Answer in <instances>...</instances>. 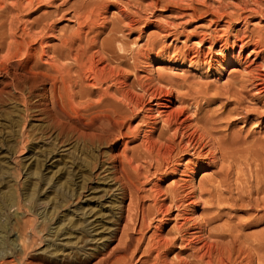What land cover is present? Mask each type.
Returning a JSON list of instances; mask_svg holds the SVG:
<instances>
[{"label": "rangeland", "instance_id": "1", "mask_svg": "<svg viewBox=\"0 0 264 264\" xmlns=\"http://www.w3.org/2000/svg\"><path fill=\"white\" fill-rule=\"evenodd\" d=\"M9 1L0 0L2 14L4 11L9 13V19H6L8 18L6 14L2 16L4 18L2 20L6 21V25L4 22V25L2 24V26H6L3 27L6 29H2L7 32L10 29L9 27H13L14 30L16 28V36L18 38L22 37L24 41L22 39L20 41L22 40L23 43L32 40L30 45L35 44L36 47L34 48L31 45L32 50L29 51L32 53L31 56L38 57L37 49H39L40 43L37 39H31L37 36L38 38L45 36L43 40L46 43L42 45L48 47L50 53H56L57 49L59 55L62 56L63 53L61 52L66 53V51L58 46L60 45L59 39L62 36H67L71 28L74 30L76 23H81L80 37L75 40L73 45L75 48L72 47L73 50L71 49V51H76V53L79 51L81 54L84 51L85 54L86 50L91 49L90 52L89 50L86 52L94 58L99 57L100 52H102V55L108 56L107 58L114 57L110 60L112 64H120L118 67L122 69L119 70V73H123L121 78L124 79L125 77L126 80H129L127 82L133 84H131L132 89L138 96L139 93L143 92V98L141 97L138 101L136 98L133 99L134 104L129 102L127 105L130 108L124 103V105L119 104L118 107H114L116 109H113L112 112H118L117 119L122 117L124 113L126 116L128 113H132V116L129 115L132 118L127 116L123 119L122 117L117 120L115 126L110 122L109 125L107 120H104L103 129H106V133L103 134L107 140L105 137L104 140L102 139V136H104L102 132L104 131L100 132L101 135L97 134L98 138L101 137L100 140L97 136H94L95 130L93 127H96V124L99 125V119H95L96 124L95 122L94 124L90 123L91 126L93 125L92 127L73 123L71 129L74 128V131H71L70 128L67 129L68 126L65 125V128L63 127L64 129L62 128L59 133L58 129L47 126L43 113L33 114L32 117H30L31 115L25 116L19 96H16L18 99L13 96L12 99L8 98L4 103H0V264H195V262L199 264L203 261L206 264L209 261L212 264H224L226 259V264H264V0H162L165 2L159 0H103L104 4L101 1L103 5L99 4V0V2L88 0L89 3L87 0V2L85 0H80V2L79 0H48V2L41 0L42 2L38 3L36 1L40 0H35V2L34 0H27V2L23 0L25 5L28 2L32 5V7H29L28 4L27 8L20 0H11L14 1L13 5L17 6L19 4V7H17L21 8L22 12L17 7H12V2ZM82 1L88 3V5ZM92 1L94 2L92 3ZM95 1H97V4H95ZM148 1L151 2V6ZM113 2L116 4H113ZM4 3H8L9 7ZM39 3L42 8H40ZM78 3L81 4L80 9L76 5ZM22 4L25 6L24 10ZM82 4L85 5H83L84 7L87 6L86 9ZM90 5L89 11L88 7ZM76 6L78 9L75 10ZM99 6L102 9L96 11ZM116 6L118 9H124V13L116 11ZM103 7L105 8L103 9ZM52 8H55V13ZM106 9L109 11H106ZM78 10L80 13H78ZM87 11L91 13L87 14ZM112 11H115V17L121 16L118 17V21L121 18L124 19V21L121 19L123 22L120 21L119 26L121 29L118 28L117 18L111 16L114 14H112ZM51 12L54 13V21L53 17L49 16H52ZM60 12H63L64 15ZM95 12L97 14L100 12L98 15L103 16H100L103 23L99 19L96 20L99 16ZM41 13H46V16L43 14V18L40 17V22L38 16ZM48 13L50 14L48 15ZM72 14H75L76 18L77 16L79 18L84 16L85 19L84 17L81 18H83L86 25L87 23L90 26L92 23L95 25L92 24V28L88 25V31L86 25L82 23L83 20L76 19L74 16L71 18ZM20 15L23 20L28 17V21H32V18L36 19L35 16H37V24H39L37 26L40 27L39 32H35L39 28L35 24L36 21L33 20L32 24L25 19L24 22H27V24H24ZM94 15L98 17L94 18ZM44 17H47L48 20ZM110 17L116 21H112ZM2 20L0 18V22ZM8 20L16 21L12 22V26H10L11 22ZM108 22L111 24L109 25ZM113 22H116L117 27ZM28 23L32 25L25 27L26 31L30 29L31 33L26 32L27 36L30 34L27 37L22 28ZM41 23H43V27ZM132 23L134 24L133 27L131 26ZM51 24L56 26L52 27ZM110 26L112 29H109V32L111 33L110 30H112L115 35L112 39V34L107 36L108 30L106 28H110ZM35 27L36 30H34ZM123 27L125 29L122 31ZM60 28H63L65 32ZM83 28L85 30H82ZM113 28L119 29L117 30L119 34L113 32L116 31ZM55 29L61 37L57 34H55L57 38L55 35L53 36ZM93 29H96V33ZM19 30H23V32ZM66 30H69V32L66 33ZM18 32L22 34H18ZM34 32L39 34L32 37L31 35ZM91 32L92 34H90ZM101 32L103 36L107 33L104 38L101 37ZM70 34H73L72 30ZM16 36L15 39L19 41ZM88 36L89 38L91 36L89 42ZM6 37L9 40L7 34ZM93 37L96 38L94 41L92 40ZM98 39L101 43V40H106L102 45ZM110 40L112 46L111 49H108L111 45ZM2 41L4 42L5 39L3 38ZM6 41L4 42L5 45L3 43V46L1 45L4 50L0 49V54H3L7 49L6 47H8ZM79 41L82 43L76 45ZM123 43H127L125 44L126 49H124ZM106 44L108 47H104ZM75 45L78 48L81 46L80 50ZM239 45L242 47V55L237 56ZM100 46L101 49H99ZM20 47V49H23L22 43ZM33 49L37 50V53ZM118 49L120 51L123 49V54ZM231 49L233 50L231 51ZM124 50L130 51L124 53ZM132 50L134 51L132 52ZM71 51L68 52L70 54L67 53V57L70 59L66 58V61L73 60L70 56L74 52L71 53ZM92 52L93 55H91ZM17 53L20 52L17 51ZM105 53H110L111 56ZM84 54L81 56H89ZM134 54L138 55L139 59ZM125 59L127 63L124 61ZM135 59H138L137 63L134 62ZM129 63H135L136 66H133L135 64H131V66ZM71 66L74 67V64L72 63ZM124 68L128 71L126 72ZM19 69L11 68L14 74H20L21 77L20 72L22 70ZM139 79H142V81H138ZM15 80H17L16 77ZM8 81L10 82L9 76L6 78L0 75V96L1 94L5 96L6 92L4 93V91L7 90L16 91L11 84V86L9 85ZM146 83H152L148 84L151 89L148 86L146 87ZM48 85L46 83L47 98L45 100L50 105ZM116 86L111 85V88L115 89L114 91L112 88L111 91L120 97L119 91H116ZM144 86L146 90H143ZM155 86L162 87V91L159 88L155 89ZM163 88L166 90L164 91ZM149 90H152V92ZM155 91H160V93L158 92L156 95ZM93 93V98L97 93L99 94L97 91ZM152 93L156 96H152ZM156 97H161V100L164 97H170L173 101L172 107H177L181 104L180 102L185 101L184 105L186 107L180 105L176 109L183 110L181 121L179 120L180 122L172 124V126L169 124V128H167L166 125L168 124L163 123L164 120L162 119L164 116L161 114L160 116L159 112L156 111ZM37 98L38 96L35 94L31 97L35 102L38 101V107H42L44 100ZM82 98L84 97H77L78 101H81ZM143 99H146V101ZM147 99L151 100L147 103ZM132 104L134 106L136 104L135 108ZM123 106L128 109L126 110ZM140 106L142 107L140 108ZM120 108L122 109L120 110ZM135 109L139 111L137 112ZM115 110L117 111L115 112ZM122 110H129V112H123ZM151 110L152 112H150ZM147 113H154V115L150 114V116ZM134 114L135 116H133ZM146 115L147 117H145ZM25 117L26 119H23ZM157 118L159 121H157ZM194 118H197V122H194L196 121ZM129 119H131V122ZM185 119L188 123L184 122ZM119 122H123V124H119ZM136 123H138L137 128L135 127ZM145 123L149 129L144 126ZM189 123L191 124L189 125ZM116 124H118L119 129ZM130 125L135 127L134 131L133 128L130 130ZM175 125L177 126L176 129L173 128ZM76 126L77 128H75ZM204 126L211 131L212 135H210V131L209 134L206 133L208 131ZM107 128L111 134H107ZM171 128L176 130L175 135ZM183 128H187V130ZM199 128H203V130H200L203 132L205 129V133L200 132ZM157 129H161V131L166 129L168 135L161 132L163 138L161 136L159 139L158 134L160 132ZM179 129L184 131L181 132ZM65 130H69L70 133ZM78 130L80 132L84 131L81 138L80 134L82 133L78 134ZM89 130H93V132L91 133ZM145 131H148V133ZM187 131H194L197 134L196 143L193 145L186 140L187 135L185 134L189 133ZM198 131L199 135L196 133ZM88 132H90L89 137L86 136ZM121 132H123V135ZM134 132H137L136 135ZM22 133L26 135L22 136ZM149 133L153 135L154 139L160 141L158 143L163 144L162 148L167 144V147L165 146L163 150L160 148L157 150L158 152L155 151L157 148H153V150L155 149L153 153L155 152L156 156L151 154L152 150L149 152L148 149L144 148L145 135ZM91 134L93 137H90ZM113 135L114 138H112ZM77 137L80 139L78 140ZM86 138L88 140L91 138L95 142L90 140L89 143ZM215 138L216 143H218L216 146V140H213ZM108 139L110 140L108 141ZM175 139H177V143H175ZM205 141L209 142L206 143ZM142 142L144 145H142ZM178 142H181V144ZM186 142L191 146L188 145L190 149ZM183 143L185 144L183 145ZM136 145H139V149ZM209 145H212V147ZM177 146H179V149ZM165 148L170 151H166ZM136 149L139 152L136 151L135 154ZM140 150L143 153L145 152L144 154L150 153L153 156H151L152 160L148 157L150 155L145 156ZM196 150H199V152ZM162 152L168 156H166L168 159L165 155L163 156ZM142 155H144V158ZM158 155L160 156L158 157ZM135 158L140 161H136ZM185 159L189 163L186 162V164ZM132 160L133 163H131ZM137 162L140 163L138 167L137 165H135L136 167L131 165ZM259 188L261 189L259 190ZM163 201L166 205L168 204L165 209ZM19 203L20 205H18ZM159 204L160 206H158ZM242 237L244 238L242 239ZM209 239L212 241L211 243L216 240L219 244L217 245L215 242L214 246L216 248H214L211 256H207V259L202 254L201 244L204 240L210 243ZM231 240L232 242H230ZM254 242L257 243L254 244ZM225 243L226 245H224ZM259 243L262 245H257ZM220 244L223 245L222 250L224 249V253L219 247ZM250 244L251 246L248 247ZM198 245H201V247L199 248ZM227 245L230 249L224 247ZM246 247L249 248L247 250L250 254L247 252ZM255 248L257 249L255 250ZM195 249L200 253L197 252L196 254ZM234 249L235 252H233ZM218 250H221V256ZM256 251L258 254H256ZM236 252L239 256L236 255ZM193 253L197 256L202 254L201 256H204V259H200L201 256L200 258L193 257L195 255ZM216 253L217 256H215ZM242 253L245 254L241 257ZM251 253L254 254L250 257ZM218 255L221 258H218ZM226 255L231 256V259L229 257L225 258ZM236 256L240 257V262ZM210 257L214 259L211 260ZM245 257L248 259H245ZM216 259L217 263H215ZM230 260L232 263L228 262ZM204 262L202 264H205Z\"/></svg>", "mask_w": 264, "mask_h": 264}, {"label": "bare ground", "instance_id": "2", "mask_svg": "<svg viewBox=\"0 0 264 264\" xmlns=\"http://www.w3.org/2000/svg\"><path fill=\"white\" fill-rule=\"evenodd\" d=\"M15 1V0H14ZM14 1H9V2H12V7L14 6V7H19V4L16 6V5H13V2ZM22 3H23V0H20ZM24 1H26L27 2V0H24ZM30 1H32V0H30ZM86 1V0H85ZM88 1V0H87ZM86 1V2H87ZM90 1V0H89ZM89 1H88V3H89ZM98 1V0H97ZM97 1H95V4H97ZM100 2L102 1L103 2V0H99ZM98 1V2H99ZM107 1V0H106ZM106 1H105V3H106ZM151 1V0H150ZM159 1H162V0H159ZM4 2V1H3ZM8 2V3H9ZM21 2H20V4H21ZM34 2H35V0H34ZM37 3L38 2H42L41 0L40 1H36ZM45 2H48V0L46 1L45 0ZM74 2V1H73ZM78 2V1H77ZM79 2H80V0H79ZM83 2V1H82ZM81 2V3H82ZM85 2V3H86ZM94 1H92V3H93ZM99 2V4H102V2L100 3ZM149 2V1H148ZM156 2V1H155ZM162 2H165V1H162ZM208 2V1H207ZM2 3V2H1ZM8 3H4V4H8ZM37 3H35V4H37ZM76 3V2H75ZM84 3V2H83ZM84 3V4H85ZM88 3H86L87 5H88ZM92 3H90L91 5H94V4H92ZM107 3H109V2H107ZM150 3L151 2H149V5H150ZM15 4V3H14ZM24 5H25V2L23 3ZM22 4V5H23ZM27 5L29 4V2L28 3H26ZM46 4V3H45ZM84 4H82V6L84 5ZM98 4V5H99ZM103 4H104V2H103ZM102 4V5H103ZM113 4H116V3H114L113 2ZM118 4V3H117ZM155 4V3H154ZM159 4H160V2H159ZM203 4H204V2H203ZM23 5V10L25 9L24 7L26 6V8H27V5H25L24 6ZM30 5V4H29ZM28 5V6H29ZM33 5H34V3H33ZM76 5H78V7H79V9L81 8L80 6H81V4L80 3H78V4H76ZM91 5H90V7H88L89 8V11H90V8H91ZM101 5V6H102ZM108 5V4H107ZM157 5V4H156ZM178 5V4H177ZM5 6V5H4ZM8 6V5H7ZM39 6H40V3H39ZM56 6V5H55ZM68 6H70V5H68ZM85 6V5H84ZM83 6V7H84ZM101 6H99V8H95L96 9V11L98 10L99 11V9L101 8ZM123 6V5H122ZM151 6V5H150ZM166 6V5H165ZM174 6V5H173ZM219 6V5H218ZM2 7V6H1ZM9 7V6H8ZM17 7V9L19 10H21V12H22V9L21 8H18ZM29 7H32V5H30ZM34 7V6H33ZM52 7V6H51ZM87 7V6H86ZM86 7H84L85 9H86ZM114 7H115V5H114ZM118 7H119V5H118ZM40 8H42L41 6H40ZM105 7H103V9H104ZM108 9H109V7H107ZM116 8H117V6H116ZM121 8V7H120ZM152 8V7H151ZM250 8V7H249ZM4 9H5V7H4ZM16 9V8H15ZM17 9H16V12H18L17 11ZM28 9H31V8H28ZM53 9V12L55 11L54 9L55 8H52ZM60 9V8H59ZM64 9V8H63ZM76 9H78L77 8V6L75 7V10ZM94 9V8H93ZM93 9H92V11H93ZM102 9V8H101ZM108 9H106V11H109ZM122 9V8H121ZM121 9H118L117 8V10L116 11H118V12H120V13H124L123 12V10H121ZM0 10H2V9H0ZM9 10H10V8H9ZM27 10V9H26ZM58 10V9H57ZM74 10V11H75ZM83 11H84V9H82ZM3 11V10H2ZM2 11H0L1 13H0V18H1V20L3 19L4 20V18L2 17L3 16V14H6V17L9 15V13H5V11L3 12V14H2ZM6 11L8 12V10L6 9ZM13 11H14V8H13ZM29 11V10H28ZM59 11V10H58ZM60 11H62V9H60ZM79 11V10H78ZM83 11H82V13H83ZM86 11V10H85ZM111 11V10H110ZM127 11V10H126ZM125 11V12H126ZM11 12H12V10H11ZM64 12V11H63ZM63 12H60V13H63ZM76 12V11H75ZM75 12H72V13H75ZM94 12V11H93ZM105 12V11H104ZM103 12V14H105ZM115 12V11H114ZM113 11H112V14L114 13ZM20 13V12H19ZM24 13V12H23ZM55 13V12H54ZM53 13V14H54ZM65 13V12H64ZM64 13L62 14V15H64ZM77 13V12H76ZM78 13H80V11L78 12ZM81 13V14H82ZM87 14H90V13H88V11L86 12ZM86 13H85V15H86ZM96 13V15H98V14H100V12H98V14H97V12H95ZM101 13H102V11H101ZM221 13V12H220ZM12 14H14V12H12ZM26 14V13H25ZM44 13H41V14H39V18L38 19H40V17H42L43 18V15ZM46 14V13H45ZM44 14V16H46ZM50 13H48V15H49ZM51 14H52V12H51ZM53 14H52V16L51 15H49L51 18L53 17ZM80 14V15H81ZM107 14V13H106ZM116 14H117V12H116ZM129 14V13H128ZM127 14V15H128ZM56 15H58V14H56ZM56 15H54L55 17H57ZM66 15V14H65ZM84 15V14H83ZM96 15H94V18H97L98 16H96ZM115 15V13L113 14V15H111L112 17H115L114 16ZM120 15V14H119ZM122 15V14H121ZM131 15V14H130ZM11 16V15H10ZM35 16V15H34ZM49 16H48V18H49ZM73 16L76 18V16H75V14L73 15L72 14V16H71V18H73ZM96 16V17H95ZM100 16H102V15H100ZM100 16H99V18H97L96 20H100V22L101 23H103L102 21V18L100 19ZM106 16V15H105ZM109 16H110V14H109ZM125 16V15H124ZM129 16V15H128ZM127 16V17H128ZM4 17H5V15H4ZM12 17L14 18V16L12 15ZM11 17V18H12ZM17 17V16H16ZM15 17V18H16ZM59 17H61V16H59ZM58 17V18H59ZM81 17H84V16H80V18ZM103 17V16H102ZM118 17H121V16H116L115 18H117V21H118ZM10 18V19H11ZM20 18H22V20H23V17L20 15ZM19 18V19H20ZM35 18L36 19H34V18H32L33 20H34V22L36 21V26L37 25H39V24H37V16H35ZM44 18H46L47 20H48V18L47 17H44ZM61 18H63V17H61ZM77 18H79V16H77ZM76 18V19H77ZM79 18V20H83V18H81L80 19ZM89 18V17H88ZM94 18H91V19H94ZM106 18H107V16H106ZM111 18V17H110ZM6 19H9V16H8V18H6ZM18 19V18H17ZM25 19H26V17L24 18V20H23V23L24 24H27V22H33V20L32 21H28V17H27V22L25 23L24 21H25ZM50 19V18H49ZM54 17H53V21H54ZM84 19H85V17H84ZM91 19H89V20H91ZM112 19V18H111ZM121 19H123V18H121ZM121 19H120V21H121ZM133 19V18H132ZM2 20V22H0V42L2 41V39L4 38L5 39V41H6V43L8 44V45H6V46H8V47H6L7 49H6V51H2L3 52V54H0L1 56H0V75L1 76H4V77H10V82H9V85L11 84L12 85V88H14L16 91H12V90H7V91H4V93L6 92V95L4 96L3 94H1V96H0V103H4L6 100H8V98H11V97H13V96H19V98H20V102L22 103V105H23V112H24V114H25V116H27L28 117V115H31L30 117H32V115L33 114H36V113H43V115L45 116V121H46V123H47V126L50 128V127H52V128H56V129H58V132L60 133V130L64 127L65 128V125H66V127L68 126V128L67 129H71L72 127H73V123H76V125H77V123H79V124H82V125H84L85 127L86 126H88L89 125V127L91 126V124L90 123H93L94 124V122H95V119H99V125L98 124H96V122H95V124H96V127L94 126L93 128H94V130H95V133H94V136H97V138H98V135L97 134H100V132L101 131H104V132H102V135H104L103 133H106L105 132V130L106 129H103V121L104 120H107V123L110 125V123L113 125V126H115V123H117L118 121V119H120V118H122L123 117V119H124V117H127L128 116V118L130 117L129 115H131L132 116V113L131 114H129L128 112H129V110L128 111H126L128 108H130V107H128V103L129 102H133L132 100L133 99H135L136 98V100L138 101V100H140V98L142 97L143 98V95H142V93H139V96L137 95V94H135L136 92L132 89V83H129V82H127V80L125 79V77H124V79L123 78H121V76H122V74L123 73H119V70L120 69H122V68H120L119 69V67H118V65L120 66V64H112L111 63V60L110 59H112V58H114V57H112V58H107L106 56H104V55H102V52H100L99 53V51H98V53H99V57L97 56V58H94L93 56H90V54H88L86 51H88V50H86L85 51V54H87V55H89V56H87V57H84V56H81V55H83L84 54V51H83V53L81 54L79 51H78V49L81 47H79L78 48V46H76V45H78V44H80V43H82V42H76L77 44L75 45L76 46V48H78L77 49V53H76V51H71V49H72V47L73 48H75L73 45H74V42H75V40L77 39V38H79L80 36V34H79V32H80V30H81V27H82V24L80 23H76L75 24V27H77L76 29H75V27H74V30L71 28V30L73 31V34H70L71 33V30H70V32H69V30H66V33L67 32H69V34L67 35V36H60L59 34H57L56 32H57V30L56 31H54V34H53V36L55 35V34H57V35H59V37H61L59 40H60V45H58L61 49H64L65 51H66V53L65 52H61V53H63L62 54V56H61V54L59 55V52L57 51V47L55 48L56 49V53H50L49 51H48V47H46V46H44V45H42L43 43H44V40H43V38L45 37L44 35H41V36H44L43 38L42 37H40V38H38V36L37 37H34L33 35H38L39 33H35V32H39V29H40V27L39 26H37V28L35 27V29L34 30H38V31H35L31 36L32 37H34V38H31V39H37L38 41H39V43H40V47H39V49H37L36 51L38 52V57H33V56H31V54L32 53H30L29 51L30 50H32L30 47H31V45H30V43L32 42V40H31V42L28 40V41H25V43H23L22 42V40L24 41V39H22V37L21 38H18L16 35V33L17 32H15V30H17L16 28H15V30L13 29V27H9L10 29L6 32H4V30L6 29V28H3V27H6V26H2V24H3V21ZM21 20V21H22ZM31 20V19H30ZM43 21H44V19H42ZM72 20V19H71ZM87 21H88V19H86ZM85 20V21H86ZM102 20V21H101ZM107 20V19H106ZM115 19H112V21H114ZM127 20V19H126ZM134 20V19H133ZM8 21H10V20H8ZM7 21V23L9 24V22ZM14 21H16V20H14ZM13 20L12 21H10L11 23L9 24L10 26H12V22H14ZM50 21V20H49ZM51 21H52V19H51ZM86 21V22H87ZM91 21H93V20H91ZM90 21V22H91ZM108 21V20H107ZM110 21V20H109ZM111 21V22H112ZM116 21V20H115ZM118 21V28H120V24H121V22H123L124 21V19H123V21ZM128 21H129V19H128ZM137 21V20H136ZM6 22V21H5ZM5 22H4V24H5ZM17 22H19V21H17ZM16 22V23H17ZM39 22V21H38ZM40 22H41V19H40ZM46 22V21H45ZM75 22H77V21H75ZM80 22V21H79ZM95 22V21H94ZM97 22V21H96ZM105 22V21H104ZM127 22V21H126ZM130 22V21H129ZM20 23V22H19ZM31 23H28V25H26V26H24V28H22L23 30H24V32H25V34H26V36H27V33L26 32H29L30 33V29H29V31H26V28H27V26H31L32 24ZM51 23H53V22H51ZM82 23L83 24H85V22H84V20L82 21ZM99 23V22H98ZM100 23V24H101ZM109 23V25L111 24L110 22H108ZM115 23V25H116V22H113V24ZM134 23V22H133ZM132 23V27L134 26V24ZM139 23V22H138ZM3 24V25H4ZM15 24V23H14ZM13 24V25H14ZM43 23H41V26L43 27L44 25H42ZM45 24V23H44ZM47 24V23H46ZM45 24V25H46ZM79 24V25H78ZM93 25H95L94 23H92ZM91 24V26H93ZM99 24V25H100ZM125 24H127V23H125ZM131 24V23H130ZM130 24H128V25H130ZM6 25V24H5ZM16 25V24H15ZM14 25V26H15ZM17 25H18V23H17ZM52 25V24H51ZM50 25V26H51ZM81 25V26H80ZM86 25V24H85ZM89 23H87V25H86V27L88 28L89 26ZM101 25H103V24H101ZM115 25H113V26H115ZM122 25L124 26V23H122ZM127 25V26H128ZM20 26V25H19ZM22 26V25H21ZM54 26H56V25H54ZM53 25H52V27H54ZM79 26H80V28H79ZM90 26V27H91ZM130 26V27H131ZM26 27V28H25ZM95 27V26H94ZM103 27V26H102ZM115 27H117V25L115 26ZM124 27H126V26H124ZM123 27V29H122V31L125 29ZM4 30H3V29ZM17 28H18V26H17ZM28 28H30V27H28ZM32 28H33V26H32ZM92 28V27H91ZM90 28V29H91ZM100 28H101V26H100ZM19 29V28H18ZM47 29V28H46ZM53 29V28H52ZM80 29V30H79ZM107 30H108V35L107 36H110L111 34V39L112 38H114L115 37V35H114V33H112V30H110L111 31V33L109 32V29H112L111 28V26H110V28L108 27V28H106ZM114 29V28H113ZM121 29V28H120ZM131 29V28H130ZM129 29V30H130ZM23 30H19L20 32L22 31L23 32ZM41 30H42V28H41ZM50 30V29H49ZM49 30H48V32H49ZM60 30H63L64 32H65V30L62 28H60ZM82 30H85L84 28L82 29ZM94 31L96 30V29H93ZM106 30V31H107ZM114 30H116V29H114ZM117 30H119V29H117ZM113 31V32H116V33H118L119 34V31ZM128 30V31H129ZM33 31V30H32ZM31 31V32H32ZM53 31V30H52ZM88 31H89V28H88ZM105 31V30H104ZM127 31V32H128ZM41 32V31H40ZM45 32V31H44ZM60 32V31H59ZM63 32V33H64ZM83 32V31H82ZM28 33V34H29ZM52 33V32H51ZM50 33V34H51ZM62 33V34H63ZM95 33H96V31H95ZM110 33V34H109ZM6 34L8 35V37H9V40L7 39V37H6ZM18 34H22V33H19L18 32ZM31 34V33H30ZM30 34L28 35V36H30ZM42 34H43V31H42ZM46 34V33H45ZM48 34V33H47ZM61 34V35H62ZM82 34V33H81ZM86 34H87V32H86ZM90 34H92V32L90 33ZM89 34V35H90ZM94 34V33H93ZM98 34H99V31H98ZM105 34V33H104ZM107 34V33H106ZM105 34V35H106ZM124 34V33H123ZM49 35V34H48ZM63 35H65V34H63ZM84 35H85V32H84ZM101 35H102V32H101ZM104 35V36H105ZM114 35V36H113ZM125 35V34H124ZM15 36L17 37V39H19V41H17L16 39H15ZM23 36V35H22ZM27 36V37H28ZM51 36V35H50ZM87 36V35H86ZM85 36V37H86ZM92 36H94V35H92ZM104 36L102 35L101 37L102 38H104ZM113 36V37H112ZM120 36H122V35H120ZM24 37V36H23ZM55 37H56V35H55ZM25 38V37H24ZM50 38V37H49ZM57 38V37H56ZM88 38H89V36H88ZM88 38H85L86 40L88 39ZM101 38V39H102ZM107 38H109V37H107ZM116 38H117V36H116ZM115 38V39H116ZM127 38V37H126ZM20 39H22L21 41H20ZM47 39H48V37H47ZM51 39H52V37H51ZM90 39H91V36H90V38H89V40H88V42L90 41ZM94 39H96V38H92V40L94 41ZM27 40V39H26ZM45 40H46V38H45ZM57 40V39H56ZM79 40V39H78ZM77 40V41H78ZM99 40V39H98ZM104 40H106V39H103V40H101L102 41V43L100 42V40H99V42L103 45V42H104ZM117 40H119V39H117ZM4 41V42H5ZM81 41H82V39H81ZM111 41V40H110ZM122 41H124L123 39H122ZM122 41H120L121 43H122ZM202 41V40H201ZM4 42L2 41V43H3V45H5L4 44ZM85 42V41H84ZM88 42H86V43H88ZM115 42H116V40H115ZM114 42V43H115ZM120 42H119V44H120ZM198 42V41H197ZM2 43H0V47H2L3 45H2ZM23 44V49H20L21 47H20V44ZM35 43V42H34ZM45 43H46V41H45ZM44 43V44H45ZM53 43V42H52ZM91 43H92V41H91ZM90 43V44H91ZM98 43V42H97ZM100 43H98L99 45H100ZM109 43V42H108ZM107 43V44H108ZM117 43V42H116ZM51 44V43H50ZM59 44V43H58ZM90 44H85V45H87V46H89ZM97 44V45H98ZM107 44L104 46V47H106L107 46ZM110 44L111 45H109V47H108V49H111L110 47L112 46V41L110 42ZM124 44V43H123ZM125 44H127V43H125ZM125 44L123 45L124 47H125ZM199 44V43H198ZM2 45V46H1ZM35 45V44H34ZM34 45H32V46H34ZM48 45H49V43H48ZM52 45V44H51ZM83 45H84V43H83ZM121 45V44H120ZM39 46V45H38ZM54 46H55V44H54ZM116 46H117V44H116ZM127 46V45H126ZM36 46H34V48H35ZM46 47V48H45ZM118 47V46H117ZM124 47H121V48H124ZM4 47H2V48H0V49H3ZM88 48V47H87ZM102 48H103V46H102ZM113 49H115L114 47H112ZM127 47H125L124 49H126ZM241 45H239V47H238V51H237V56H239V55H242V52H241ZM51 49V48H50ZM84 49H85V47H84ZM94 49V48H93ZM92 49V50H93ZM97 49H98V47H97ZM99 49H101V46H100V48ZM104 49V48H103ZM137 49H139V48H137ZM4 50V49H3ZM34 50V49H33ZM52 51H54L53 49H51ZM73 50V49H72ZM76 50V49H75ZM80 50V49H79ZM82 50V49H81ZM91 50V49H90ZM90 50H89V52H90ZM96 50V49H95ZM119 50V49H118ZM136 50V49H135ZM222 50V49H221ZM233 49H231V51H232ZM17 51H19L20 53H17ZM35 51V50H34ZM35 51V52H36ZM59 51H61V50H59ZM71 51V53H73L72 54V56H70V57H72V59L73 60H71V61H66V58H69V57H67L68 55H67V53L68 52H70ZM94 51V50H93ZM101 51H103V50H101ZM105 51H107V50H105ZM113 51V50H112ZM120 51V50H119ZM122 51H123V49H122ZM122 51H120L121 53H122ZM125 51H130V50H124V53H125ZM134 50H132V52H133ZM251 51H253V50H251ZM0 52H1V50H0ZM31 52H33V51H31ZM36 52V53H37ZM57 52H58V54H57ZM108 52V51H107ZM115 52V51H114ZM137 52V51H136ZM135 52V53H136ZM234 52V51H233ZM104 53V52H103ZM116 53V52H115ZM128 53H130V52H128ZM142 53V52H141ZM35 54V53H34ZM68 54H70V53H68ZM79 54H81V55H79ZM84 54V55H85ZM94 53L92 52V54L91 55H93ZM106 54V53H105ZM108 54V53H107ZM106 54V55H107ZM110 54V53H109ZM108 54V55H109ZM123 54V53H122ZM122 54H121V56H122ZM131 54V53H130ZM138 54H140V53H138ZM227 54V53H226ZM249 54V53H248ZM247 54V55H248ZM20 55V56H19ZM36 55V54H35ZM97 55V54H96ZM129 55V54H128ZM133 55V54H132ZM135 55V54H134ZM246 55V56H247ZM19 58H18V57ZM95 56V55H94ZM109 56H111V55H109ZM117 56H118V54H117ZM135 56H137V58H138V55H135ZM141 56V55H140ZM245 56V57H246ZM124 57V56H123ZM134 57V56H133ZM132 57V58H133ZM122 58V57H121ZM120 58V59H121ZM125 58V57H124ZM123 58V59H124ZM135 58V57H134ZM133 58V59H134ZM220 58V57H219ZM70 59V58H69ZM120 59H118L119 61H120ZM139 59V58H138ZM137 59V60H138ZM145 59V58H144ZM122 60V59H121ZM136 59L134 60V62H136L137 61ZM114 61V60H113ZM117 61V60H116ZM126 63H127V61H126V59L124 60ZM123 61V62H124ZM130 61H131V59H130ZM120 62H122V61H120ZM216 62V61H215ZM251 62V61H250ZM74 64V67L73 66H71V64ZM137 63V62H136ZM249 63V62H248ZM130 64V63H129ZM131 64H135V63H131ZM130 64V65H131ZM123 65V64H122ZM258 65V64H257ZM126 66V65H125ZM132 66V65H131ZM133 66H136V64L135 65H133ZM11 68H14L15 70H16V68L18 69V68H20L19 70H22L20 73H21V77H20V74L19 75H16V73L14 74V72H12L13 70H11ZM128 68V67H127ZM130 68V67H129ZM132 68H135V67H132ZM131 69V68H130ZM124 70H125V68H124ZM135 70V69H134ZM126 72L128 71V70H125ZM15 72H18V71H15ZM123 72V71H122ZM125 73V72H124ZM135 73V72H134ZM127 75V74H126ZM125 75V76H126ZM129 75V74H128ZM15 77L17 78V80H15ZM129 77V76H128ZM20 78V79H19ZM135 79H136V77H135ZM133 79H131V81H132ZM137 80V79H136ZM142 81V79H139L138 81ZM129 81V80H128ZM148 81V80H147ZM147 81H145V82H147ZM133 83H135L134 81H132ZM149 82H151L150 80H149ZM46 83H48L49 85H48V90H49V92H50V97H49V100H50V105L48 104V102H46V100H45V98H47V96H46V91H47V88H46ZM143 83V82H142ZM7 84V83H6ZM132 84V85H131ZM138 84H140L141 85V83H139L138 82ZM147 84V83H146ZM148 84H152V83H148ZM146 85V87L148 86L149 87V85ZM8 85V84H7ZM10 85V86H11ZM40 85V87H38ZM111 85H117L116 86V88H117V92L121 95L120 97H118L116 94H114V93H112V91H111V89L113 88H111ZM144 85V84H143ZM135 86H137V85H135ZM139 86V85H138ZM151 86V85H150ZM153 86V85H152ZM115 87V86H114ZM142 87V86H141ZM145 86H144V88H143V90H146L145 88H146ZM150 88V87H149ZM156 88H159L160 90H161V88L162 87H158V86H155V89ZM135 89V88H134ZM151 89V88H150ZM154 89V88H153ZM113 90L115 91V89L113 88ZM142 90V89H141ZM163 90H164V88H163ZM166 90V89H165ZM164 90V91H165ZM171 90V89H170ZM169 90V91H170ZM1 91V90H0ZM95 91H97V92H99V94L97 93L96 94V96L93 98L92 97V95L94 94L93 92H95ZM138 91V90H137ZM149 91H151L152 92V90H149ZM148 91V92H149ZM162 91V90H161ZM117 92H115V93H117ZM141 92V91H140ZM159 93H160V91H158ZM158 92L157 91H155V94L157 95L158 94ZM171 92V91H170ZM169 92V93H170ZM260 92V91H259ZM144 93H145V91H144ZM166 93V92H165ZM34 94L36 95V96H38V98L39 99H42V100H44V102H42V101H39V102H42V107L40 106V104H39V106L40 107H38L37 105H38V101L37 102H35L34 100H32L31 99V97L32 96H34ZM148 94V93H147ZM146 94V95H147ZM150 94V93H149ZM155 94H153L152 93V96L154 95V96H156ZM162 94H163V92H162ZM161 94V95H162ZM141 95V96H140ZM151 95V94H150ZM165 95H167V94H165ZM46 96V97H45ZM152 96H150L151 98H152ZM77 97H84V98H82L81 99V101L79 100L78 101V99H77ZM17 99H18V97H16ZM36 98V97H35ZM37 98V99H38ZM144 98H146V97H144ZM148 98H149V95H148ZM154 98V97H153ZM12 99V98H11ZM34 99V98H33ZM36 99V100H37ZM142 100V99H141ZM144 100V99H143ZM149 100H151V99H149ZM148 99H147V103H148V101H149ZM15 101V100H14ZM144 101H146V99L144 100ZM143 101V102H144ZM155 101H156V111H158L157 113L160 115H162V116H164V117H162V119L164 120V122L163 123H167L168 125H166L167 126V128H169L168 126H169V124L172 126V124H177L178 122H180L181 120V116L183 115V110L182 109H179L178 108V110H176L177 109V107H180V105H184V102L182 103V102H180L181 104L179 105V106H175V107H172V99L170 98V97H164L163 98V100H161V97L160 98H158V97H156L155 98ZM136 102V101H135ZM140 102V101H139ZM142 102V103H143ZM126 104V106L128 107V108H126L125 106H123L124 108H126V112L128 113L127 114V116L125 115V113L122 115V117H119L118 119L116 118V116H119V115H117V113L118 112H116L117 110H115V112L116 113H113L112 111H114L113 109H116V108H114V107H118V105L119 104ZM150 103V102H149ZM152 103H153V101H152ZM123 104V105H124ZM133 104H134V102H133ZM132 104V105H133ZM136 104H138V103H136ZM136 104H135V106H136ZM151 104V103H150ZM155 104V103H154ZM21 105V106H22ZM121 105H120V107H121ZM130 105H131V103H130ZM129 105V106H130ZM140 105H142V104H140ZM134 106V105H133ZM133 106H132V109H133ZM135 106H134V108H135ZM152 106V105H151ZM150 106V107H151ZM185 106V105H184ZM183 106V107H184ZM142 106H140V108H141ZM148 107V106H147ZM146 107V108H147ZM174 108V109H172V108ZM182 107V108H183ZM186 107V106H185ZM152 108V107H151ZM22 109V108H21ZM122 108H120V110H121ZM137 109V108H136ZM135 109V110H136ZM138 109H139V106H138ZM119 110V111H120ZM134 110V111H135ZM141 110V109H140ZM148 110H150V108H148ZM123 112H125L124 110H122ZM137 112L139 111V110H136ZM135 111V112H136ZM145 111V110H144ZM144 111H140V112H144ZM147 111V110H146ZM145 111V112H146ZM133 112V111H132ZM144 112V113H145ZM150 112H152V110L150 111ZM120 113V112H119ZM143 113V114H144ZM154 113H155V109H154ZM154 113H152L153 115H154ZM156 113V114H157ZM142 114V115H143ZM147 114H149V113H147ZM151 114V113H150ZM149 114V115H150ZM151 114V115H152ZM184 114H186V113H184ZM42 115V116H43ZM125 115V116H124ZM145 115V114H144ZM150 115V116H151ZM160 115V116H161ZM133 116H135V114L133 115ZM187 116V115H186ZM35 117V116H34ZM145 117H147V115L145 116ZM155 117H157L156 115H155ZM183 117V116H182ZM184 117H185V115H184ZM22 118V117H21ZM130 118H132V117H130ZM136 118V117H135ZM150 119H151V117H149ZM161 118V117H160ZM190 118V117H189ZM23 119H26V117L25 118H23ZM31 119H33V118H31ZM183 119V118H182ZM188 119V118H187ZM191 119V118H190ZM195 120L197 119V118H194ZM27 120H28V118H27ZM122 120V119H121ZM127 120V119H126ZM131 119H129V121H130ZM144 120H145V118L143 119V122H144ZM162 120V121H163ZM180 120V121H179ZM186 120V119H185ZM120 121V120H119ZM124 121V120H123ZM128 121V122H129ZM146 121H147V119H146ZM157 121H159V119L157 118ZM183 121V120H182ZM105 122V121H104ZM110 122V123H109ZM124 122H127V121H124ZM131 122V121H130ZM129 122V123H130ZM142 122V121H141ZM142 122V123H143ZM148 122V121H147ZM184 122H187V120L186 121H184ZM190 122V121H189ZM193 122V121H192ZM194 122H197V120L196 121H194ZM98 123V122H97ZM107 123H105L106 124V126H108L107 125ZM139 123H140V121H139ZM141 123V124H142ZM165 123V124H166ZM188 123V122H187ZM186 123V124H187ZM119 124H123V122H119ZM138 123H136V125H135V127L136 126H138L137 125ZM141 124H140V126H141ZM144 124V123H143ZM143 124H142V126H143ZM158 124V123H157ZM156 124V125H157ZM161 124H162V122H161ZM182 124V123H181ZM185 124V123H184ZM191 123H189V125H190ZM194 125H195V123H193ZM193 124H192V126H193ZM197 124H199V123H197ZM203 124V123H202ZM71 125H72V127H71ZM124 125H125V123H124ZM129 125V124H128ZM150 125H151V123H150ZM150 125H148V126H150ZM153 125V124H152ZM156 125H154V126H156ZM159 125V124H158ZM163 125V124H162ZM93 126V125H92ZM91 126V127H92ZM116 126H117V128H118V124H116ZM145 127H146V123H145V125H144ZM170 126V127H171ZM180 126V125H179ZM186 126V125H185ZM191 126V127H192ZM199 126V125H198ZM112 127V126H111ZM121 127H122V125H121ZM120 127V128H121ZM124 127V126H123ZM126 127V126H125ZM135 127L133 126V127H131V125H130V130H131V128H133L132 130L134 131L135 130ZM163 127V126H162ZM165 127V126H164ZM176 125H175V127L173 126V128L174 129H176ZM184 127V126H183ZM189 127V126H188ZM194 128H197L196 126H193ZM202 127V126H201ZM63 128V129H64ZM75 128H77V126L75 127ZM78 128H80V127H78ZM93 128H91V129H93ZM114 129H116L115 127H113ZM112 128V129H113ZM137 128V127H136ZM146 128H148V127H146ZM145 128V129H146ZM160 128H161V125H160ZM173 128H171V130L173 129ZM204 128H205V126H204ZM74 129V128H73ZM73 129H71V131L73 130ZM90 129V130H91ZM111 129V128H110ZM119 129V128H118ZM138 129H139V127H138ZM144 129V128H143ZM149 129V128H148ZM151 129V128H150ZM153 129V128H152ZM173 129V131H174V135H175V131L176 130H174ZM183 129H185V130H187V128H183ZM189 129V128H188ZM191 129V128H190ZM206 129V128H205ZM205 129H204V132L203 131H200V130H203V128H199V131L200 132H202V133H205ZM55 130V129H54ZM82 130V129H81ZM89 130V131H90ZM142 130V129H141ZM157 130H159V129H157ZM156 130V131H157ZM165 130V131H164ZM163 131H161V129L159 130V134H160V136H159V134H158V138L160 139V137L163 135V134H167V130L166 129H164ZM169 130V129H168ZM180 130V129H179ZM197 130H198V128H197ZM207 130V129H206ZM66 131V130H65ZM69 131V130H68ZM68 131H66V132H68ZM74 131V130H73ZM109 130H108V128H107V134H109L110 132H108ZM122 131V130H121ZM137 131V130H136ZM155 131V132H156ZM170 131V130H169ZM173 131H170V132H173ZM181 132L182 131H184V130H180ZM199 131L198 132H196V133H198V135H199ZM208 132H206V133H208L209 134V131L210 130H207ZM62 132V131H61ZM63 132H64V130H63ZM76 132V131H75ZM84 132V131H83ZM83 132H80L79 130H78V134H80V133H82V134H80V138H81V135L83 136ZM91 133L93 132V130L92 131H90ZM90 132H88L87 133V135L86 136H88V135H90L89 133ZM112 132V131H111ZM117 132H118V130H117ZM140 132V131H139ZM144 132V131H143ZM145 132H147L148 133V131H145ZM153 132H154V130H153ZM152 132V133H153ZM161 132L163 133V132H165V133H163V134H161ZM189 131H187V133H188ZM68 133H70V132H68ZM74 133V132H73ZM73 133H72V135H73ZM133 133V132H132ZM135 133H137V132H134V134ZM157 133H158V131H157ZM169 133V132H168ZM78 134H77V136H78ZM111 134V133H110ZM119 134V133H118ZM121 134L123 135V132H121ZM139 134V133H138ZM173 134V133H172ZM201 134V133H200ZM24 135H26L25 133H22V136H24ZM70 136H72L71 134H69ZM101 135V134H100ZM120 135V134H119ZM136 135V134H135ZM145 135V134H144ZM144 135H142V136H144ZM168 135V134H167ZM173 135V136H174ZM182 135H183V133H182ZM185 135H187V139L185 138ZM184 135V138L190 143V144H194V143H196L195 142V140H196V138H197V134H195V132L194 131H190L188 134H185ZM203 135V134H202ZM210 135H212V133H211V131H210ZM209 135V136H210ZM67 136V135H66ZM75 136H76V134H75ZM146 137H145V149H148L149 150V152H150V150H152V155L154 154L155 156H156V154H155V152L153 153V151L155 150H153V148H157L155 151H157V150H159L160 148H162V145L163 144H160V143H158V142H160L159 140L157 141L156 140V138L154 139L153 138V135H151V133H149L148 135H145ZM170 136V135H169ZM172 136V137H173ZM179 136V135H178ZM89 137V136H88ZM87 137V138H88ZM90 137H93L92 136V134H91V136ZM105 137V135L104 136H102V139ZM115 136L113 135V137L112 138H114ZM122 137V136H121ZM134 137V136H133ZM138 137V136H137ZM167 137V136H166ZM171 137V138H172ZM175 137V136H174ZM180 138H182L181 136H179ZM203 137V136H202ZM207 137V136H206ZM79 137H77V139L79 140L80 139ZM84 138H85V136H84ZM86 138V140H88ZM96 138V137H95ZM100 138L101 137H99L98 139L100 140ZM106 138V137H105ZM104 138V139H105ZM108 138H110V137H108ZM144 138V137H143ZM162 138H163V136H162ZM161 138V139H162ZM170 138V139H171ZM201 138V137H200ZM204 138V137H203ZM27 139V137L24 139V141ZM97 139V141L99 142V140ZM103 139V140H104ZM165 139V138H164ZM208 139H209V137H208ZM207 139V140H208ZM84 140V139H83ZM90 140H91V138H90ZM88 140L89 141V143L92 141H94V140ZM106 140H107V138H106ZM110 139H108V141H109ZM140 140V139H139ZM141 140H142V137H141ZM141 140L139 141L140 143H141ZM174 140V139H173ZM176 140V142L175 143H177V139H175ZM181 140V139H180ZM198 140V139H197ZM203 140V139H202ZM202 140H201V142H202ZM213 140H216V138L215 139H213ZM87 141V142H88ZM166 141V140H165ZM183 141V140H182ZM26 142V141H25ZM95 142V141H94ZM102 142V141H101ZM104 142V141H103ZM106 142V141H105ZM164 142V141H163ZM163 142H161V143H163ZM166 142H168V141H166ZM169 142H170V140H169ZM172 142V141H171ZM204 142V141H203ZM206 142V141H205ZM207 142H209V141H207ZM206 142V143H207ZM211 142V141H210ZM213 142V141H212ZM217 142V140L215 141V146H216V144H218V143H216ZM126 143V142H125ZM174 143V142H173ZM178 143H180L181 144V142H178ZM187 143V142H186ZM197 143H198V141H197ZM100 144V143H99ZM164 144H166L165 142H164ZM185 143H183V145H184ZM214 144V143H213ZM24 145H25V143H24ZM95 145V144H94ZM127 145V144H126ZM142 145H144L143 144V142H142ZM167 145V144H166ZM165 145V146H166ZM178 145V144H177ZM189 144L187 143V146H188ZM201 146H202V144H200ZM87 146V145H86ZM89 146H90V144H89ZM91 146H92V144H91ZM137 146V145H136ZM135 146V147H136ZM139 146V145H138ZM137 146V148L139 149V147ZM164 146V147H165ZM171 146V145H170ZM174 146H176L175 144H174ZM174 146H172V147H174ZM181 146V145H180ZM190 146V145H189ZM188 146V147H189ZM195 146V145H194ZM209 146H211L212 147V145H209ZM219 146H220V143H219ZM97 147V146H96ZM163 147V148H164ZM167 147V146H166ZM179 146H177V148H178ZM191 147V146H190ZM190 147H189V149H190ZM199 147V146H198ZM206 147V146H205ZM163 148H162V150H163ZM169 148V147H168ZM175 148V147H174ZM173 148V149H174ZM176 148V149H177ZM181 148V147H180ZM183 148V147H182ZM193 148V147H192ZM195 148V147H194ZM193 148V149H194ZM216 148H218V147H216ZM223 148V147H222ZM138 149H136L135 151H134V153L137 151V152H139L138 151ZM144 149V150H145ZM169 149H171V148H169ZM179 149V148H178ZM192 149V150H193ZM210 149V148H209ZM134 150V149H133ZM133 150H132V152H133ZM148 150L146 151L147 153H148ZM165 150H166V148H165ZM164 150V151H165ZM205 150L206 151H208L206 148H205ZM211 150V149H210ZM213 150L215 151V149L213 148ZM220 150V149H219ZM141 152H142V150H140ZM161 151V150H160ZM160 151H159V153H160ZM166 151H170V150H166ZM182 151V150H181ZM185 151H186V149H185ZM185 151H182V152H185ZM188 151V150H187ZM197 151V150H196ZM195 151V152H196ZM158 152V151H157ZM156 152V153H157ZM172 152V151H171ZM197 152H199V150L197 151ZM143 153V152H142ZM145 153V152H144ZM143 153V154H144ZM158 153V154H159ZM164 152H162V154H163ZM178 153H179V150H178ZM200 153H201V151H200ZM205 153V152H204ZM210 153H212L211 151H210ZM215 153V152H214ZM213 153V154H214ZM136 154V153H135ZM141 154V153H140ZM150 153L149 154H144L145 156H147V155H150V156H148V157H150V159H151V155ZM168 154V153H167ZM172 154H174V153H172ZM175 154H177L176 152H175ZM193 154H197V153H193ZM201 154H203V152L201 153ZM206 154V153H205ZM212 154V155H213ZM222 154V153H221ZM132 155V154H131ZM138 156H139V154H137ZM144 155H142V157L144 156ZM153 155V156H154ZM165 155V157L167 156L166 154H163V156ZM134 156V155H133ZM132 156V157H133ZM152 156V157H153ZM160 155H158V157H159ZM200 156V155H199ZM208 156V155H207ZM210 156V155H209ZM214 156H216L215 154H214ZM135 157V156H134ZM140 157V156H139ZM168 157V156H167ZM166 157V158H167ZM172 157V156H171ZM213 157V156H212ZM220 157V156H219ZM222 157V156H221ZM144 158V157H143ZM145 158H147V157H145ZM155 159H156V157H154ZM215 158V157H214ZM128 159H129V157H128ZM133 159V158H132ZM161 159H163L162 157H161ZM160 159V160H161ZM168 159V158H167ZM135 160L136 161H140V160H137L136 158H135ZM143 160V159H142ZM152 160V159H151ZM164 160V159H163ZM186 160V159H185ZM221 160V159H220ZM135 161V162H136ZM145 161H146V159H145ZM149 161V160H148ZM155 161V160H154ZM157 161H159V160H157ZM189 161H190V159H189ZM129 163H130V160L128 161ZM149 162H151V161H149ZM189 163L188 162V160H186L185 161V163ZM131 163H133V160H132V162ZM138 163V162H137ZM131 164L132 166H135V165H137V167H138V165L140 164V163H138V164ZM147 163V162H146ZM186 163V164H187ZM143 164H145V163H143ZM128 166V165H127ZM136 167V166H135ZM187 167V166H186ZM192 167V166H191ZM185 168V167H184ZM135 169V168H134ZM138 170V169H137ZM193 170V169H192ZM140 173V172H139ZM250 178V177H249ZM159 185V184H158ZM261 185V184H260ZM157 186V185H156ZM155 186V188H157V187H160V186H157L156 187ZM176 187V186H175ZM185 187V186H184ZM179 188V187H178ZM261 188H259V190H260ZM156 190V189H155ZM161 190V188L159 189V191ZM163 190V189H162ZM178 190V189H177ZM258 190V189H257ZM164 191V190H163ZM167 191H168V189H167ZM258 192V191H257ZM158 193V192H157ZM161 193V192H160ZM176 193V192H175ZM163 194V193H162ZM158 195V194H157ZM171 195V194H170ZM188 196V195H187ZM9 197V196H8ZM158 197V196H157ZM189 197H190V194H189ZM176 198V197H175ZM256 198V197H255ZM164 199V198H163ZM174 200V199H173ZM13 201V200H12ZM172 201V200H171ZM180 201V200H179ZM193 201V200H192ZM256 202V201H255ZM1 203V202H0ZM163 203H164V201H163ZM156 205H157V203H155ZM165 204V207H164V209L165 208H167V205H166V203H164ZM169 204H171V203H169ZM175 204V203H174ZM255 204V203H254ZM261 204H262V202H261ZM260 204V205H261ZM18 205H20V203L18 204ZM176 205V204H175ZM178 205V204H177ZM264 205V204H263ZM158 206H160V204L158 205ZM0 208H1V205H0ZM144 209V208H143ZM163 210V209H162ZM157 211V210H156ZM145 216V215H144ZM0 224H1V222H0ZM4 226V225H3ZM255 230V229H254ZM161 235V234H160ZM214 235V234H213ZM212 235V236H213ZM222 235V234H221ZM245 235V234H244ZM207 236V235H206ZM243 236V235H242ZM246 236V235H245ZM256 236V235H255ZM244 237H242V239H243ZM260 238V237H259ZM183 239V238H182ZM212 239H214V238H212ZM216 239V238H215ZM233 239H234V237H233ZM238 240V239H237ZM241 240V239H240ZM252 240V239H251ZM255 240V239H254ZM258 240V239H257ZM20 241V240H19ZM202 241V240H201ZM205 241V240H204ZM203 241V243L201 244L202 245V247H201V245H198L199 246V248L201 247V250H202V254L204 255V256H206V258L208 259V257H209V255L211 256V253L213 252V250H214V248H216L215 246H214V244H216L217 243V245L219 244V242L217 241L216 242V240L213 242V243H211L212 241L209 239V241H210V243L207 241H205L204 242ZM235 241V240H234ZM243 241V240H242ZM264 241V240H263ZM216 242V243H215ZM227 242V241H226ZM230 242H232V240L230 241ZM236 242V241H235ZM247 242V241H246ZM260 242V241H259ZM221 243H222V241H221ZM224 243V242H223ZM242 243V242H241ZM248 243H250V242H248ZM255 243H257V242H254V244ZM261 243H263V242H261ZM261 243H259V244H257V245H262ZM236 244V243H235ZM246 244V243H245ZM264 244V243H263ZM216 245V246H217ZM224 245H226V243L224 244ZM229 245V244H228ZM228 245L227 246H224V247H227V249L229 248L228 247ZM231 245H232V243H231ZM238 245V244H237ZM241 245V244H240ZM223 245L222 244H220L219 245V247H221V250H222V247ZM233 246V245H232ZM231 246V247H232ZM236 246V245H235ZM247 246V245H246ZM251 246V244L248 246V247H250ZM218 247V246H217ZM242 247V246H241ZM248 247H246V250H247V248ZM255 247H257V246H255ZM237 248V247H236ZM252 248V247H251ZM250 248V249H251ZM230 249V248H229ZM243 249H244V245H243ZM257 248H255V250H256ZM198 250V249H197ZM200 250V249H199ZM221 250L219 251V253L221 252ZM224 250V249H223ZM222 250V253H224V251ZM241 250H242V248H241ZM248 250H249V248H248ZM247 250V252L249 253V251ZM254 250V251H255ZM195 251H196V249H195ZM240 251V250H239ZM251 251V250H250ZM197 252L198 251H196V254H197ZM215 252V251H214ZM233 252H235V249H234V251ZM242 252V251H241ZM240 252V253H241ZM244 252V251H243ZM251 252H253V251H251ZM198 253H200V252H198ZM227 253V252H226ZM237 253V252H236ZM236 253H234V254H236ZM195 253H193V255H194ZM194 255L193 257H195V258H200V256L202 255V254H199L198 256L197 255ZM213 254V253H212ZM228 254V253H227ZM230 254H231V252H230ZM229 254V255H230ZM245 253H242L241 254V257H242V255H244ZM250 254V253H249ZM253 254L254 253H251V255H250V257L251 256H253ZM256 254H258L257 253V251H256ZM222 254L220 253V256H221ZM224 255V254H223ZM232 255V254H231ZM236 255H238V253L236 254ZM248 255V254H247ZM246 255V256H247ZM204 256H201V258L200 259H204ZM208 256V257H207ZM215 256H217V253H216V255ZM219 255H218V258L220 257ZM239 256V255H238ZM257 256V255H256ZM227 257H229L228 255H226V257L225 258H227ZM231 257V256H230ZM229 257V259H231ZM233 257V256H232ZM237 257V256H236ZM248 257V256H247ZM217 258V259H218ZM221 258V257H220ZM223 258H224V256H223ZM238 258V257H237ZM258 258H259V256H258ZM261 258V257H260ZM210 259H211V257H210ZM209 259V260H210ZM212 259H214V258H212ZM211 259V260H212ZM217 259L215 260L216 262L215 263H217ZM228 259V260H229ZM239 259H240V257L238 258V261H239ZM245 259H248V258H246L245 257ZM244 259V260H245ZM251 259V258H250ZM198 259H196V261H197ZM208 260V261H209ZM218 260H220V259H218ZM227 260V259H226ZM226 260H225V262H226ZM257 260H259V259H257ZM257 260H255V261H257ZM202 261V260H201ZM206 262H207V260H205ZM251 261V260H250ZM194 262V261H193ZM198 262V261H197ZM204 262V261H203ZM202 262V263H203ZM213 262V261H212ZM220 262V261H219ZM218 262V263H219ZM224 262V264H226ZM228 262H230V263H232L231 262V260L230 261H228ZM227 262V263H228ZM240 262V261H239ZM241 262H243V261H241ZM248 262H249V260H248ZM252 262V261H251ZM250 262V263H251ZM253 262H254V258H253ZM259 261H257V263H258ZM199 263V262H198ZM201 262L199 263V264H202ZM205 263V262H204ZM211 262L209 261V263H207V264H210ZM221 263V262H220ZM238 263V262H237ZM247 263V262H246ZM260 263V262H259ZM195 264H196V262H195ZM206 264V263H205ZM212 264V263H211ZM214 264V263H213ZM221 264H223V263H221ZM229 264V263H228ZM240 264H242V263H240ZM249 264V263H248ZM252 264V263H251Z\"/></svg>", "mask_w": 264, "mask_h": 264}]
</instances>
